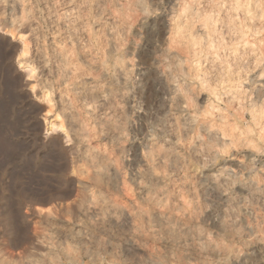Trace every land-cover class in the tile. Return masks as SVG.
I'll list each match as a JSON object with an SVG mask.
<instances>
[{
  "label": "rangeland",
  "instance_id": "374dc122",
  "mask_svg": "<svg viewBox=\"0 0 264 264\" xmlns=\"http://www.w3.org/2000/svg\"><path fill=\"white\" fill-rule=\"evenodd\" d=\"M25 2L0 4L35 72L0 32V264H264V0H165L164 12L142 0L127 35L114 20L101 35L91 0H53L62 94L31 61ZM65 101L87 105L97 181L69 143ZM121 114L131 137L118 148Z\"/></svg>",
  "mask_w": 264,
  "mask_h": 264
},
{
  "label": "clouds",
  "instance_id": "9594fccd",
  "mask_svg": "<svg viewBox=\"0 0 264 264\" xmlns=\"http://www.w3.org/2000/svg\"><path fill=\"white\" fill-rule=\"evenodd\" d=\"M67 2L72 3L73 0H67ZM91 2L99 9L96 19L97 22L103 24L101 35L111 30V25L107 23L108 20H114L120 31L127 35L131 24L146 14L140 7L142 0H91ZM4 3H6V0H0V4ZM164 3L165 0H160L161 12L166 11L163 7ZM24 7L29 19L34 22V26L31 28L33 45L31 61L41 74L47 73L46 83L48 87L62 94L63 84L69 76V69L66 64L67 57L56 46V42L50 38L54 31L58 37L60 36V32L57 31L59 18L65 16L66 13L54 6L53 0H26ZM113 12H118V15L113 16ZM157 14V12L152 13V15ZM73 38L72 34H66L62 37L63 41L68 44L71 43ZM100 52L102 55L103 50L100 49ZM80 107L86 108L87 105L80 106L67 101L64 102L63 113L72 136L69 143L74 147L82 146V150L79 152L80 159L83 164L92 169L93 181H97L99 179L98 174L105 171V169L98 167L96 163V149L94 146H83L87 130L83 125V112L78 110ZM93 109H95V104H93ZM121 115L123 119L119 125L121 140L117 145L118 148H122L123 144L127 143L131 137L129 131L131 117L124 114ZM109 121L115 123V121L111 120V117L104 118L105 124ZM193 199L195 200V197Z\"/></svg>",
  "mask_w": 264,
  "mask_h": 264
},
{
  "label": "bare ground",
  "instance_id": "6f19581e",
  "mask_svg": "<svg viewBox=\"0 0 264 264\" xmlns=\"http://www.w3.org/2000/svg\"><path fill=\"white\" fill-rule=\"evenodd\" d=\"M0 32H4L10 35L19 44V50L16 58L18 65L20 66L21 69L24 70V72L26 73V77L31 79L35 72L32 67L27 65V60L29 59L32 52V46L28 39L27 34L21 30H18L17 28L7 27L6 25H4V23L1 22V20H0ZM43 97L45 101L50 102L51 98L48 92L44 93ZM50 129L52 132H56L59 129L64 130V125L61 122L52 123ZM65 138H67V135L65 136Z\"/></svg>",
  "mask_w": 264,
  "mask_h": 264
},
{
  "label": "water",
  "instance_id": "95a60500",
  "mask_svg": "<svg viewBox=\"0 0 264 264\" xmlns=\"http://www.w3.org/2000/svg\"><path fill=\"white\" fill-rule=\"evenodd\" d=\"M26 82H28V81H26ZM28 91H29L30 94H32V90L30 89V85L28 86ZM37 105H38V107L40 109V113H39L40 120L44 121V118L46 116L44 106H43V104H41L39 102H37ZM61 135H62L63 139H65V134H61Z\"/></svg>",
  "mask_w": 264,
  "mask_h": 264
}]
</instances>
